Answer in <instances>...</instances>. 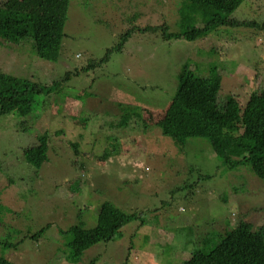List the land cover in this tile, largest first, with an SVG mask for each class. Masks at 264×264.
Returning a JSON list of instances; mask_svg holds the SVG:
<instances>
[{"label": "rangeland", "instance_id": "1", "mask_svg": "<svg viewBox=\"0 0 264 264\" xmlns=\"http://www.w3.org/2000/svg\"><path fill=\"white\" fill-rule=\"evenodd\" d=\"M183 1L0 0L24 15L22 28L31 33L37 15L54 12L65 21L52 61L39 58L30 38L0 40L1 73L56 84L38 112L0 117V244H17H1L0 256L10 264H72L61 233L94 227L106 202L131 219L77 264H181L238 222L264 234L263 180L245 169L228 172L206 140L192 138L179 149L155 126L183 67L206 77L215 66L221 102L232 96L242 107L264 92V27L169 39L186 24ZM230 19L261 26L264 0H243ZM151 27H164L165 35ZM44 134L50 161L37 170L23 152Z\"/></svg>", "mask_w": 264, "mask_h": 264}, {"label": "trees", "instance_id": "2", "mask_svg": "<svg viewBox=\"0 0 264 264\" xmlns=\"http://www.w3.org/2000/svg\"><path fill=\"white\" fill-rule=\"evenodd\" d=\"M49 1L53 2V0ZM242 1H183L180 14L186 24L181 25L182 30L178 34H171L168 38L195 42L214 33L220 27L257 29L264 27V23L259 26L255 22H238L230 19V15ZM37 19L36 31L31 33L22 28L26 23L24 15L16 10L0 7V40L19 43L30 38L34 41V49L40 59L55 60L64 35V16L50 12V14L37 15ZM148 29L151 32L161 29L165 35L164 27ZM132 30L133 28L126 30L123 36L130 37ZM145 32L147 31L141 30V33ZM110 52V50L106 52L98 61V65L108 61ZM96 65L92 63L88 68ZM177 77L174 95L163 117L155 126L179 149H182L189 139L206 140L219 160L220 166L228 172L245 169L264 181L262 176L264 173V92L252 93L245 105L241 107L232 96H227L223 102L220 101L222 77L216 73L213 65H211L210 74L206 77L197 76L187 71L185 67ZM55 89L54 83L46 86L0 72V117L12 114L24 118L29 113L38 112L44 105L41 100ZM38 140V146L23 152L24 161L37 170L50 161L47 156V135L44 134ZM194 171L188 170V179ZM186 186L184 188H187ZM237 187L233 186L232 192L237 191ZM238 188L244 190L241 187ZM224 200L226 201V198ZM0 209H2L1 206ZM130 219L131 216L124 215L111 203L102 204L94 227L84 229L81 225H73L66 231H61V236L65 238L63 245L68 250L66 259L72 264L82 262L85 251L99 243L116 239L120 235V229L129 223ZM48 228V224L40 228L32 239L40 238ZM215 236L217 241L212 238L207 246L205 241L204 247L193 250L189 259L181 264H264V234L255 232L252 224L238 222L236 226L226 229L223 234H215ZM1 244L9 247L17 245L8 242ZM0 264L10 263L0 256Z\"/></svg>", "mask_w": 264, "mask_h": 264}]
</instances>
